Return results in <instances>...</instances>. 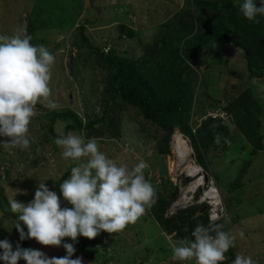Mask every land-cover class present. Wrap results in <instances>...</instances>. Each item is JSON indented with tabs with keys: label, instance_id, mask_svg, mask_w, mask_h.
Here are the masks:
<instances>
[{
	"label": "rangeland",
	"instance_id": "rangeland-1",
	"mask_svg": "<svg viewBox=\"0 0 264 264\" xmlns=\"http://www.w3.org/2000/svg\"><path fill=\"white\" fill-rule=\"evenodd\" d=\"M186 1L0 0V34L12 35L20 29L26 30L29 22L34 23L35 32L31 43L46 46L55 56L50 83L51 98L57 104L55 109L68 107L80 115H84L85 111H93L92 115H98L101 109L95 102L102 101L98 94L103 87L101 79L104 72L97 68L98 65H91V61L88 65V58L94 61L96 58L83 42L79 27L84 26L83 33L94 48L101 49L108 40L119 49H125L128 54L138 56L142 49L138 39L142 42L154 39L158 26L185 6ZM118 23L134 28L136 37L130 41L117 42ZM72 52L75 54L72 55ZM192 68L199 79H205L207 92L215 96L217 94L221 99L224 95H237L246 87L253 89L263 104L261 127L264 132V76L249 77L240 48L231 43L217 42L197 56ZM47 110L43 104L36 105V115L29 125L31 143L28 149H5L0 141V193L8 201L10 198L25 203L30 201L39 181H46L50 190L56 191L55 182L72 165V161L61 157V149L54 143L55 139L49 131ZM216 112L215 118L221 117L229 125L230 135L226 138L229 142L226 147L223 145L217 150L209 149L206 160L227 207L226 215L230 217V222L224 224L225 231L237 235L236 246L232 249L233 258L225 264H232L237 253L250 255L257 264H264V150L251 155L250 145L225 110ZM119 116L122 134L117 139L97 140L99 150L130 169L140 160L145 161L148 165L144 170L145 179L154 190L160 189L162 181L168 178L172 169L174 154L170 145L167 154L158 153L156 142L140 131V125H145V122L135 118L134 110H123ZM64 125L65 122L58 120L53 129L65 133ZM68 132L82 135L79 130ZM186 145L190 151L188 143ZM161 169L165 172L163 177L159 175ZM156 198L155 195L153 199ZM15 223V219L0 211V240L16 238L17 231L13 228ZM219 223H224V220ZM240 232L244 233L243 238L239 237ZM101 240L103 246L96 252L95 264L177 263L171 260L169 247V241L175 240L161 230L149 208L136 223L129 224L123 231L111 235L103 232ZM29 247L39 249L49 257H62L64 253L62 247L42 246L34 239ZM90 261L84 264H91ZM20 263L25 264V261L20 260ZM0 264L4 262L0 261Z\"/></svg>",
	"mask_w": 264,
	"mask_h": 264
},
{
	"label": "trees",
	"instance_id": "trees-1",
	"mask_svg": "<svg viewBox=\"0 0 264 264\" xmlns=\"http://www.w3.org/2000/svg\"><path fill=\"white\" fill-rule=\"evenodd\" d=\"M242 2L187 0L185 6L158 26L154 39L143 42L138 39L142 43L141 54L138 56L128 54L125 49H119L108 40L101 49L94 48L83 33L84 26H80L83 42L96 58V61L88 58V65L91 61V65H98L97 68L104 72L101 79L103 87L98 94L102 101L95 102L101 112L92 115L93 111H85L84 115H80L68 107L48 109L46 115L50 121L52 138L55 139L58 135L53 126L59 120L65 122V134L69 130H79L85 139H117L122 134L119 115L123 110L132 109L135 118L145 122V125H140V131L156 142L158 153H168L170 138L178 128L189 137L197 162L210 170L206 155L209 149L217 150L223 145L227 146L229 125L221 117L203 118L195 133L192 132L191 125L194 124V119L202 117L208 111L219 109L225 110L244 136L251 147V155L264 150V132L261 127L263 104L253 89L246 87L237 95H224L221 99L217 94L215 96L207 92L205 79H199L192 68L197 56L207 47L222 42L231 43L242 50L250 78L264 76V16L258 15L255 21L247 20L239 10ZM259 4L257 2L258 6ZM33 24L29 22L26 26L27 33L32 37L31 41L35 32ZM117 31V42L127 39L130 41L137 35L134 28L124 23H118ZM217 137L219 143L216 142ZM73 166L72 162L71 167ZM71 167L55 182L56 191L62 180L70 175ZM159 175H165L163 169L159 170ZM161 188L163 191H160ZM161 188L154 190L157 198L149 207L150 214L161 230L175 242L191 241L194 239L191 233L195 227L198 224L206 226L208 223L206 210L199 212L201 206L194 204L167 215L166 209L178 195V187L172 184L168 176L162 181ZM0 211L16 220V214L10 211L8 200L2 192ZM223 220L224 218L220 222ZM102 233L95 239L79 236L76 242L65 238V242L74 243L76 248L72 258L82 257V264L88 260L95 264L93 261L96 259V252L103 246ZM9 241L14 248L17 242L21 247H29L31 243V240L20 241L18 232L16 238ZM232 249L227 252L228 258L222 264L233 258ZM63 252V256L66 255L64 248ZM18 264H21L20 261Z\"/></svg>",
	"mask_w": 264,
	"mask_h": 264
},
{
	"label": "clouds",
	"instance_id": "clouds-1",
	"mask_svg": "<svg viewBox=\"0 0 264 264\" xmlns=\"http://www.w3.org/2000/svg\"><path fill=\"white\" fill-rule=\"evenodd\" d=\"M239 10L247 20L255 21L258 15L264 16V0L259 6L256 0H243ZM31 40L24 29L12 35L0 34V141L5 149L30 147L29 125L38 103L49 110L57 107L50 86L55 56L46 46L33 45ZM54 143L61 149V157L75 165L59 190H50L46 181H39L30 201L10 198L8 204L16 214L13 228L20 241L34 239L42 246H62L66 255L49 257L39 249L21 247L19 242L14 248L8 239H2L0 261L4 264H18L20 260L25 264H82V257L72 258L76 248L65 238L76 242L79 236L95 239L101 232L119 233L136 223L154 203V189L144 175L148 167L145 161L130 169L100 151L95 138L85 139L74 132L58 133ZM220 218L213 213L207 226L198 224L191 241L170 240L171 260L222 264L225 253L236 246L237 235L224 230L230 217L225 213L224 223H217ZM243 236L240 232L239 237ZM232 264L257 261L237 253Z\"/></svg>",
	"mask_w": 264,
	"mask_h": 264
},
{
	"label": "built area",
	"instance_id": "built-area-1",
	"mask_svg": "<svg viewBox=\"0 0 264 264\" xmlns=\"http://www.w3.org/2000/svg\"><path fill=\"white\" fill-rule=\"evenodd\" d=\"M215 113L217 112L208 111L202 117L195 119L194 124L191 125L192 132H196L203 118H215L217 116ZM176 133H180L182 139L188 143L190 148V151L186 153L189 157L184 164L181 163L180 158L182 157L179 156L174 145L173 140ZM169 145L171 152L174 154L169 177L173 182L172 184L178 187L179 192L178 195L171 200L166 209V214L172 215L177 209L185 208L194 204L199 206L204 205L208 221L210 215L216 213L221 217L220 220L217 221V223H219L224 218V214L227 213V207L221 198L214 174L211 170L205 169L197 162L189 137L178 128L173 131ZM198 190L199 193L196 194ZM221 209L224 211L221 212ZM175 264H188V262H177ZM191 264H194V261H192Z\"/></svg>",
	"mask_w": 264,
	"mask_h": 264
},
{
	"label": "bare ground",
	"instance_id": "bare-ground-1",
	"mask_svg": "<svg viewBox=\"0 0 264 264\" xmlns=\"http://www.w3.org/2000/svg\"><path fill=\"white\" fill-rule=\"evenodd\" d=\"M173 141H174V145L176 147V151H178L179 156L182 157V158H180L181 163L182 164L186 163V161H187L186 159L189 157L188 155L186 156V153L189 152L188 147L186 145L187 142L182 139L180 133L176 134L174 136Z\"/></svg>",
	"mask_w": 264,
	"mask_h": 264
},
{
	"label": "water",
	"instance_id": "water-1",
	"mask_svg": "<svg viewBox=\"0 0 264 264\" xmlns=\"http://www.w3.org/2000/svg\"><path fill=\"white\" fill-rule=\"evenodd\" d=\"M199 193V190L197 191V193L196 194H198ZM205 211V206L203 205V206H201V208H200V211L199 212H204Z\"/></svg>",
	"mask_w": 264,
	"mask_h": 264
},
{
	"label": "crops",
	"instance_id": "crops-1",
	"mask_svg": "<svg viewBox=\"0 0 264 264\" xmlns=\"http://www.w3.org/2000/svg\"><path fill=\"white\" fill-rule=\"evenodd\" d=\"M210 169H212L211 167H210ZM213 171V170H212Z\"/></svg>",
	"mask_w": 264,
	"mask_h": 264
}]
</instances>
